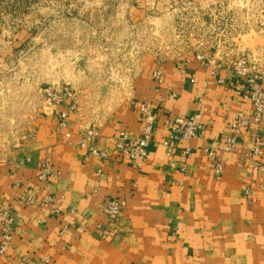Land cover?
Wrapping results in <instances>:
<instances>
[{
    "label": "crops",
    "instance_id": "0c3cea01",
    "mask_svg": "<svg viewBox=\"0 0 264 264\" xmlns=\"http://www.w3.org/2000/svg\"><path fill=\"white\" fill-rule=\"evenodd\" d=\"M156 68L161 83L151 77ZM45 88L40 101L32 98L37 108L20 140L0 147V215L12 219L0 264H264V177L255 167L264 160V122L241 131L232 151L217 150L235 117L252 111L239 94L240 77L195 54L161 63L144 55L122 101L112 92L89 110L90 101H74L73 88V100L56 103L46 100ZM140 103L150 104L154 127L137 170L115 149V136H139ZM196 112L201 131L172 142L168 155L162 142L171 121ZM88 126L95 136L82 147ZM256 135L263 141L253 156ZM91 146L105 157L90 155ZM44 160L51 175L39 182ZM113 199L120 212L111 219L101 206Z\"/></svg>",
    "mask_w": 264,
    "mask_h": 264
},
{
    "label": "rangeland",
    "instance_id": "374dc122",
    "mask_svg": "<svg viewBox=\"0 0 264 264\" xmlns=\"http://www.w3.org/2000/svg\"><path fill=\"white\" fill-rule=\"evenodd\" d=\"M0 51L4 147L26 130L39 88L47 101L73 100V88L94 110L112 92L122 101L144 55L199 54L230 72L245 60L262 83L264 0H0Z\"/></svg>",
    "mask_w": 264,
    "mask_h": 264
},
{
    "label": "built area",
    "instance_id": "2783aa9c",
    "mask_svg": "<svg viewBox=\"0 0 264 264\" xmlns=\"http://www.w3.org/2000/svg\"><path fill=\"white\" fill-rule=\"evenodd\" d=\"M195 58L202 61L205 57L199 54L195 55ZM212 65L214 63L210 61ZM246 62L242 60L236 64V67L232 70L234 74L239 76L243 81V89L239 93L244 99H247L251 106V114L247 115L244 112H240L235 119L229 124L227 130V136L224 142L218 147L220 152H230L236 145L237 138L241 131L256 127L260 123L264 122V92L261 88V77L257 75H251L248 68L245 67ZM215 66V65H214ZM217 69L218 67L215 66ZM151 77L154 82H162V72L159 68H156ZM66 93V96H69ZM48 96H50L48 94ZM52 97V94L51 96ZM54 100V98H52ZM56 103L58 101H50ZM138 110L142 115L143 123L140 129V134L136 138H131L125 131H118L115 136V149L125 156L130 162L134 169H140L142 163L145 161L147 156V148L151 141V135L154 127V117L150 104L140 103ZM60 127L65 128L63 122L65 115H60ZM202 129L201 116L199 113H194L187 118H174L170 124V130L168 137L162 142V146L166 149L168 155L172 153L171 143L175 142H186L197 137ZM68 136V135H66ZM95 136V130L87 127L82 133L79 141V145L85 147L91 139ZM262 138L258 135L254 136L251 140L252 151L251 155L258 156L259 148ZM89 154L100 158L105 157L104 152L98 151L94 146L89 149ZM182 154L185 157H190V151L184 149ZM256 170L264 177V160H260L255 164ZM51 175L50 164L47 160H44L40 164L39 174L37 180L43 182ZM28 200V199H27ZM46 203H51V197H45ZM55 211V210H54ZM103 215L109 218H116L119 215L120 209L119 204L116 200H108L101 206ZM56 212V211H55ZM11 224L12 219L6 214L0 215V255L4 254L10 244L11 239ZM105 232V231H104Z\"/></svg>",
    "mask_w": 264,
    "mask_h": 264
}]
</instances>
